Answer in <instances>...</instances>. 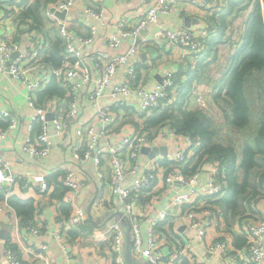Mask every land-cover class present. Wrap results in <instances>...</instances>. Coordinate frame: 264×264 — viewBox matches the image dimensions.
I'll use <instances>...</instances> for the list:
<instances>
[{"label":"crops","instance_id":"crops-1","mask_svg":"<svg viewBox=\"0 0 264 264\" xmlns=\"http://www.w3.org/2000/svg\"><path fill=\"white\" fill-rule=\"evenodd\" d=\"M55 1L12 0L10 4L0 8V41L7 38L18 40L23 47L38 43L47 51L40 56L36 74L50 75L37 91L36 102L38 92L53 78L63 86L51 73L54 67L62 64L65 57V47L59 37L56 19L46 15L47 8ZM155 1L75 0L74 7L66 12L64 19H67L74 33L86 35L91 24L96 23L98 26L94 43L84 53V61L92 76L97 75L93 59L99 57L101 52L116 55L125 52L133 44H139V51L126 63L118 66L110 84L105 88V95L98 100H91L89 96L94 88V81L84 84L75 92L65 87L63 95L44 96L40 104H47L50 114L64 113L72 99H75L78 106V114L75 118L68 119L69 126L64 134L58 135L52 126L49 127L51 151L47 156H32L22 149L34 110L28 103L23 86L10 73L0 70V107L13 111L18 117L17 126L8 128L5 138L0 139V154L9 162V173L15 178V181H11L10 177L6 179L10 191L0 199V264H11L2 253L5 247L13 249L23 264H115L112 242L107 233V223L113 220L118 221L124 230V259L125 235L129 230L132 261L135 264H149L147 258L133 247L134 239L126 205L113 194L112 186L107 181L110 176L108 164L99 168L91 158L80 160L73 154V146L78 141L77 129L86 121H93L98 125L96 101L112 110L114 121L108 143L129 133L145 132L153 137V141L144 146H149L150 149L160 146L168 148L165 154L158 152L151 156L150 152L142 150L139 154L142 167L145 163H150L149 167L159 170L154 185L131 199L133 212L139 219L141 247L147 248L152 219L167 207L175 193L165 182V169L169 165L166 155L176 152L178 146L186 144V141L182 134L172 135L171 125L167 121L149 124L153 111L142 110L139 90L134 88L124 99V103L117 104L110 93L116 84L123 82L131 65L139 70L136 85L146 90L154 89L166 71L173 69L176 81L169 95L172 102L178 99L180 91L189 84L184 106L189 110H203L211 116L221 143L232 145L237 152L238 181H243L245 170L240 165L243 148L245 144H249L257 150L255 139L264 113V69L253 71L246 77L244 89L249 105V123L244 127L232 124L233 113L226 96V84L231 60L242 46V36L254 0L250 1L247 9L238 11L235 8L227 16L224 7L228 5V0H210L211 14L198 7L196 3L199 0H194L186 11L181 9L168 14L161 13L156 23L143 29L137 37L124 38L118 47L112 48L106 44L105 39L117 33L122 22L135 23L144 9ZM96 7L104 8L101 19H96L89 13L90 9ZM184 26L192 27L200 40L206 27L215 26V31L206 37L211 42L210 47L205 48L196 58L185 48L170 47L157 36L162 27L176 29ZM59 40L60 48L56 49L55 43ZM70 81L74 84L76 79L71 78ZM198 97L203 103L198 101ZM0 127L6 128L7 125L0 120ZM101 142L107 143L105 140ZM262 146L264 148V143ZM256 156L264 165V153H257ZM207 162L209 161L204 162L199 172L201 182L207 179L211 171L205 168ZM262 166L251 171L248 181L251 180L256 185L251 188L252 191L245 193L244 198L237 201V206L222 202L221 198L208 199V202L221 211L217 213L215 210L214 222L208 227L205 244L199 241L194 229L189 228L184 220L178 219L181 212L161 221L157 225V249L163 259L170 264H226L220 256L221 250H210L209 245L224 240L228 233H232V252L243 264H249L243 231L264 212ZM213 167L216 164L213 163ZM67 170H75L79 174L81 183H78V188L65 186L63 176ZM141 172L143 170L139 169L138 174ZM7 175L0 171V177ZM136 175L128 174L124 183L126 187L133 185ZM43 178L49 183L46 192L37 187ZM11 194L33 199L35 211L31 220H24L8 203L6 198ZM199 205H203V202ZM201 207L200 215L205 208ZM79 210L84 213L83 219L75 223L72 218ZM260 264H264V260Z\"/></svg>","mask_w":264,"mask_h":264},{"label":"built area","instance_id":"built-area-1","mask_svg":"<svg viewBox=\"0 0 264 264\" xmlns=\"http://www.w3.org/2000/svg\"><path fill=\"white\" fill-rule=\"evenodd\" d=\"M11 1L0 0V8L10 4ZM193 2L194 0H156L144 9L135 23L122 22L120 24L121 29L108 36L105 42L109 47L116 48L124 38L137 37L143 29L156 23L161 13L168 14L175 10L188 9ZM209 2L210 0H199L197 3L195 1L199 8L211 14ZM74 5L75 0H56L46 10L48 17L56 19L59 37L63 40L65 47V57L62 64L54 67L51 73L61 81L64 87H68L74 92L84 84L94 81L95 85L89 96L91 100H98L105 95V88L110 84L111 77L115 74L118 66L126 63L132 55L139 51V44H133L125 52L116 55L101 52L99 57L93 59V66L97 75L92 76L90 68L84 61V53L94 43L99 31L97 24L94 23L89 26L88 34H77L70 29L67 19L56 15V11L65 10L68 12ZM103 9L96 7L90 9L89 13L94 18L101 19L104 13ZM214 31L215 26L206 27L200 40L192 27L184 26L176 29L162 27L157 32V36L170 47L181 46L185 48L192 57L196 58L207 48L209 42L206 37ZM144 42L146 41L144 40ZM44 52L47 53L42 44L31 43L23 47L18 40L7 38L0 41V70L10 73L23 86L28 103L34 110L28 132L23 139L22 149L32 156L42 157L47 156L51 151L49 127L52 126L56 134L62 135L68 129V119L75 118L78 114L75 99L68 102L64 113H54V117L51 119L49 118L48 105L37 104L36 93L50 75L36 74L37 64ZM138 73L139 70L136 66L131 65L123 82L113 87L110 94L116 99L117 104L124 103V99L134 88L139 90L140 106L144 111H151L154 108L173 103L172 98L167 97L169 96L168 89L175 85L176 77L173 69L167 70L162 80L152 90H146L136 85ZM71 78L76 79L74 84L70 81ZM197 99L203 103L200 97ZM96 104L98 107L96 114L98 125L94 124L93 121H86L77 129L78 141L73 146V154L75 158L80 160L91 158L99 168H102L106 163L108 164L110 176L107 181L112 186L113 194L118 196L126 205L135 251L145 256L149 264H170L163 259L162 254L157 249V225L171 217L172 214H177L178 211L182 213L178 215V219L184 220L189 228L194 229L199 241L205 244L208 227L214 222L216 212L219 213L216 205L208 202V199L219 197L223 193L224 185L217 179V167H213L207 179L201 182L199 179L200 169L191 170L192 158L195 156L196 148L192 145L191 137L183 135L186 144H180L176 152L166 155L169 165L165 169V182L175 190V193L167 207L159 211L152 219L149 228V245L147 248H142L139 219L133 212L131 199L151 188L159 175V170L156 171L153 167L148 166L150 163H145L142 167L139 162V154L143 146L152 142L153 137L145 132H134L108 143L111 125L114 121L112 110L109 106L99 104L97 101ZM0 120L7 125L6 128L0 127V139H3L8 128L17 126L18 117L13 111L0 107ZM171 132L172 135H179L172 129ZM102 140L107 141V143L102 144ZM139 169H142L143 172L138 174ZM0 171L8 174L7 177H0V191L8 194L10 186H8L6 179L10 177L11 181H15V178L9 173V162L1 154ZM129 173L137 175L133 185L126 187L124 183ZM63 177L64 184L68 188H78V183H81L80 176L75 170H67ZM37 187L40 191L45 192L49 183L43 178ZM200 202H203L201 206L205 207L204 213L201 215L199 214L200 208H202L199 205ZM83 215L84 213L79 210L73 216L72 221L80 222ZM107 233L112 242L115 264H126L123 255L124 230L120 223L114 220L109 221ZM243 233L248 247L247 262L260 264L264 260V212L259 218L247 225ZM232 237V233H228L224 240L209 245V249L219 248L221 250L220 256L226 264H243L241 259L231 250ZM2 253L11 264H23L22 259L17 256L13 249L5 247Z\"/></svg>","mask_w":264,"mask_h":264},{"label":"trees","instance_id":"trees-1","mask_svg":"<svg viewBox=\"0 0 264 264\" xmlns=\"http://www.w3.org/2000/svg\"><path fill=\"white\" fill-rule=\"evenodd\" d=\"M250 1L228 0V5L224 7L226 8L225 16L232 14L235 8L238 11L247 8ZM242 39L243 43L238 49V54L234 55L231 60L229 78L226 84V96L231 103L233 113L232 124L239 127H244L249 123V105L244 89L246 77L253 71L264 69V5L260 0L254 1ZM60 42L61 40L55 43L56 49L60 48ZM210 43H208L207 48L210 47ZM65 89L53 78L44 89L38 92L37 104L41 103L45 95H63ZM187 91H189V84L182 92L180 91L178 99L173 104L152 109L153 114L149 118V124L167 121L176 134L189 135L192 139V145L196 148L195 156L192 158L191 170L194 171L198 168L201 170L206 161L216 164L217 179L224 186L222 195L214 198H221L220 201L237 206V201L244 198L245 193L252 191L251 188L256 185L251 180L248 181L251 171L263 165L259 162L256 154L264 153V148H262L264 143V113L261 116V127L255 139L257 150H254L249 144L244 145L240 165L245 170V176L243 181H238L235 148L232 145L226 146L221 143L217 128L214 126L210 115L203 110H189L184 106ZM168 92L170 95L171 88L168 89ZM261 170H264V165ZM5 196L6 194L0 191V199ZM6 200L24 220L32 219L35 211L33 199H24L11 194Z\"/></svg>","mask_w":264,"mask_h":264},{"label":"water","instance_id":"water-1","mask_svg":"<svg viewBox=\"0 0 264 264\" xmlns=\"http://www.w3.org/2000/svg\"><path fill=\"white\" fill-rule=\"evenodd\" d=\"M56 15L64 18L66 15V11H56ZM188 20V19H187ZM188 25V23H187ZM189 26V25H188ZM53 114H49V118H53ZM168 148L165 146H160V147H154L153 149H150L149 146H143L142 151L143 152H150L151 156H154L156 153L161 152L162 154H165L167 152ZM205 168L207 170H212L213 169V163L212 162H207L205 164ZM90 225V223H89ZM125 251H126V257H125V263L126 264H135L132 261L131 255H132V240L130 239V231L127 230L126 235H125Z\"/></svg>","mask_w":264,"mask_h":264},{"label":"rangeland","instance_id":"rangeland-1","mask_svg":"<svg viewBox=\"0 0 264 264\" xmlns=\"http://www.w3.org/2000/svg\"><path fill=\"white\" fill-rule=\"evenodd\" d=\"M251 1H253V0H251ZM254 1H255V0H254ZM260 1H261L262 4H264V0H260ZM246 9H247V8H246Z\"/></svg>","mask_w":264,"mask_h":264}]
</instances>
